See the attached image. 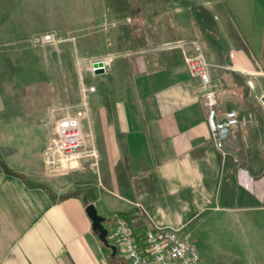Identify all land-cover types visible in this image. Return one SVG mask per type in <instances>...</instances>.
I'll use <instances>...</instances> for the list:
<instances>
[{
    "label": "crops",
    "instance_id": "crops-1",
    "mask_svg": "<svg viewBox=\"0 0 264 264\" xmlns=\"http://www.w3.org/2000/svg\"><path fill=\"white\" fill-rule=\"evenodd\" d=\"M198 3L216 21L212 42L124 49L106 73L93 74L81 120L93 153L66 164L42 148L24 158L22 130L0 124V264H131L109 234L115 253L99 239L89 204L110 234L122 216L137 235L177 228L186 238L226 232V217L237 223L240 211L264 209V0ZM199 50L210 63L219 118L227 110L239 117L225 151L186 61Z\"/></svg>",
    "mask_w": 264,
    "mask_h": 264
},
{
    "label": "rangeland",
    "instance_id": "rangeland-1",
    "mask_svg": "<svg viewBox=\"0 0 264 264\" xmlns=\"http://www.w3.org/2000/svg\"><path fill=\"white\" fill-rule=\"evenodd\" d=\"M198 2L0 0L6 7L0 20V124L22 130L23 157L37 155L38 148L55 153L58 121L83 108L85 91L92 86L93 59L124 49L185 50L195 40L208 42L210 35L192 20ZM153 19L160 20L159 40L140 47L127 43L128 25L139 21L140 28ZM49 33L54 40L44 41ZM239 213L237 223L225 218L226 232L187 235L204 264H264V209ZM216 219L222 227L223 218Z\"/></svg>",
    "mask_w": 264,
    "mask_h": 264
},
{
    "label": "built area",
    "instance_id": "built-area-1",
    "mask_svg": "<svg viewBox=\"0 0 264 264\" xmlns=\"http://www.w3.org/2000/svg\"><path fill=\"white\" fill-rule=\"evenodd\" d=\"M44 41L54 40L53 34H47ZM112 56H101L93 59L90 64L91 73L104 74L108 71ZM186 61L192 71L201 81V88L208 106L207 121L213 134L216 147L225 151L232 143V129L239 124L235 110L224 112V119L219 118L216 106V89L210 76V63L201 50ZM94 86L88 91H93ZM86 96V95H85ZM83 108L74 115H65L57 124L54 140L55 152L61 162L71 163L86 154L93 153L85 149V137L81 129V120L85 116L86 102ZM109 237L118 242L123 255L131 264H204L195 243L183 237L177 228L147 227L137 235L128 220L118 216Z\"/></svg>",
    "mask_w": 264,
    "mask_h": 264
},
{
    "label": "trees",
    "instance_id": "trees-1",
    "mask_svg": "<svg viewBox=\"0 0 264 264\" xmlns=\"http://www.w3.org/2000/svg\"><path fill=\"white\" fill-rule=\"evenodd\" d=\"M182 3H188L193 0H180ZM193 5V4H192ZM196 5V6H195ZM193 7L196 10V17L195 14L193 16V21L196 23V25L202 30L204 33H208L210 30L214 31V27H216V21L214 19V16L209 12L207 8L200 4H195ZM155 15H157L155 13ZM139 21H136L135 24L128 25V31H127V43L132 44V47H140L143 45L151 44L152 42L159 40V36L161 35V28L160 26V20L153 19L150 23L149 20H144V22L141 24V27L139 28ZM136 29H140L141 32H136L134 34V31ZM210 42L211 41V35H210Z\"/></svg>",
    "mask_w": 264,
    "mask_h": 264
},
{
    "label": "water",
    "instance_id": "water-1",
    "mask_svg": "<svg viewBox=\"0 0 264 264\" xmlns=\"http://www.w3.org/2000/svg\"><path fill=\"white\" fill-rule=\"evenodd\" d=\"M86 211L90 219L92 220V227L98 233L99 239L103 244L111 248L113 252L116 251V246L111 244L108 239L109 229L104 225L106 219L98 213V210L94 204H89L86 207Z\"/></svg>",
    "mask_w": 264,
    "mask_h": 264
},
{
    "label": "bare ground",
    "instance_id": "bare-ground-1",
    "mask_svg": "<svg viewBox=\"0 0 264 264\" xmlns=\"http://www.w3.org/2000/svg\"><path fill=\"white\" fill-rule=\"evenodd\" d=\"M65 163V162H64ZM66 164V163H65Z\"/></svg>",
    "mask_w": 264,
    "mask_h": 264
}]
</instances>
